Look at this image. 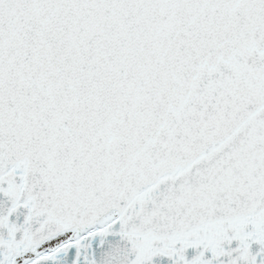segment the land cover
<instances>
[{
    "label": "snow or ice",
    "instance_id": "obj_1",
    "mask_svg": "<svg viewBox=\"0 0 264 264\" xmlns=\"http://www.w3.org/2000/svg\"><path fill=\"white\" fill-rule=\"evenodd\" d=\"M0 264H264V0H0Z\"/></svg>",
    "mask_w": 264,
    "mask_h": 264
}]
</instances>
